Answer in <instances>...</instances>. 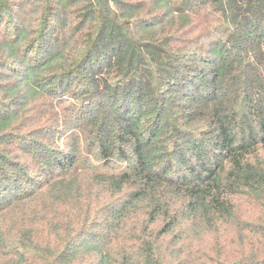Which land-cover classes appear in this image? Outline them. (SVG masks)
I'll list each match as a JSON object with an SVG mask.
<instances>
[{
  "label": "trees",
  "instance_id": "1",
  "mask_svg": "<svg viewBox=\"0 0 264 264\" xmlns=\"http://www.w3.org/2000/svg\"><path fill=\"white\" fill-rule=\"evenodd\" d=\"M0 264H264V0H0Z\"/></svg>",
  "mask_w": 264,
  "mask_h": 264
},
{
  "label": "rangeland",
  "instance_id": "2",
  "mask_svg": "<svg viewBox=\"0 0 264 264\" xmlns=\"http://www.w3.org/2000/svg\"><path fill=\"white\" fill-rule=\"evenodd\" d=\"M63 109L65 110V109H68V108H67L66 105H64ZM32 114H34V113H32ZM53 117H55V114H53L52 112H49V113L46 112L44 114V117L40 119L38 124L39 125H44L45 123H49V121ZM68 123H70V122H68ZM47 130L40 131V132L47 133ZM15 144H17V143L15 142ZM18 152H19V150H18ZM235 203L237 205H239V210H238V214L239 215H238V217L240 219L244 218L246 220H252V222H259V220L262 219L260 207L256 203V201L253 200L252 198L240 197V198L236 199ZM45 231L47 232L46 229H45ZM237 237H238L237 232L233 233L232 230L231 231L229 230L225 234L223 232V235L221 236V239L223 241L222 240H220V241L225 243L226 245H228V249L229 250L227 249V252H230V249L235 248V241H237ZM209 239L212 240L211 237H209V236H205V237L196 239V240L193 241V245L194 246H198V247H201L202 245L205 246L206 243L209 241ZM211 244H212V242L209 245L204 247V249L206 250L205 252H210L209 249H211L210 248ZM207 255H209V254H207Z\"/></svg>",
  "mask_w": 264,
  "mask_h": 264
}]
</instances>
